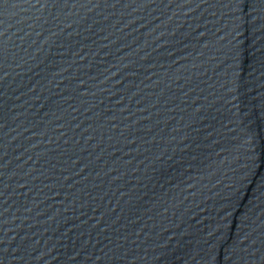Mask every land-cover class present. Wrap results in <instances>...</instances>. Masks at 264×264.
I'll list each match as a JSON object with an SVG mask.
<instances>
[{"label":"water","instance_id":"95a60500","mask_svg":"<svg viewBox=\"0 0 264 264\" xmlns=\"http://www.w3.org/2000/svg\"><path fill=\"white\" fill-rule=\"evenodd\" d=\"M0 0V264H264V0Z\"/></svg>","mask_w":264,"mask_h":264},{"label":"snow or ice","instance_id":"6c2138e0","mask_svg":"<svg viewBox=\"0 0 264 264\" xmlns=\"http://www.w3.org/2000/svg\"><path fill=\"white\" fill-rule=\"evenodd\" d=\"M243 7H245V8L247 7V3H246V0H245V4L243 5Z\"/></svg>","mask_w":264,"mask_h":264}]
</instances>
